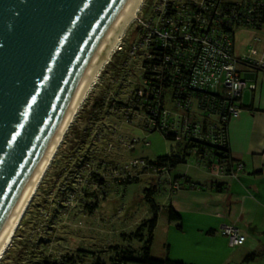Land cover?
Segmentation results:
<instances>
[{"label": "rangeland", "instance_id": "374dc122", "mask_svg": "<svg viewBox=\"0 0 264 264\" xmlns=\"http://www.w3.org/2000/svg\"><path fill=\"white\" fill-rule=\"evenodd\" d=\"M157 3L158 0H146L145 4L144 0L141 1L133 19L110 51L77 111L78 117H74L66 130L61 146L31 199L34 200L38 193L34 200L36 202L30 209L32 218L21 225L22 220L24 222L29 218L24 216L30 201L0 264H43L44 258L58 262L71 257L74 258V264H89L87 256L83 257L84 260H79L81 252L78 249L98 252L113 244L138 248L141 245L138 240H123L120 234L133 232L141 224V220L148 217L150 203L146 199L147 188L153 187V200L160 205L165 201L168 187L177 188L176 182L183 184L185 176L189 177L192 185L199 187L211 180L213 188L217 190L214 176L209 179L206 175H201L202 170L205 174L214 173L207 170V157L195 152H190L185 163L176 165L169 173L144 172L138 182L111 188L107 193H103L92 180V176L94 179L101 175L105 165L108 166L106 169L114 168L106 161L103 166L100 164L102 153H106L105 157L112 158L117 164L118 161L126 164L133 158L153 160L179 151L177 143L166 140L160 132L120 123L115 116L116 105L121 106L133 86L141 85L137 71L141 61V34L145 28L151 27V15L154 9H158V5L155 7ZM234 38L235 44H240L245 51L252 46L241 39L240 33ZM243 39L247 40L248 37L244 34ZM113 61L115 64L112 66ZM96 102V108L91 110ZM101 106L103 114L99 110ZM134 116L141 118L138 114ZM103 137L111 144L106 152L100 147L108 145L102 144ZM130 138L138 141L132 151H129L131 145L136 142L129 143ZM43 181V186L38 191ZM117 184L120 185L116 182ZM60 188L65 190L60 191ZM94 197L97 207L89 211L88 204ZM157 214H160L159 217L161 214L166 216L165 210L160 207ZM24 246L27 253L19 259Z\"/></svg>", "mask_w": 264, "mask_h": 264}, {"label": "built area", "instance_id": "2783aa9c", "mask_svg": "<svg viewBox=\"0 0 264 264\" xmlns=\"http://www.w3.org/2000/svg\"><path fill=\"white\" fill-rule=\"evenodd\" d=\"M259 3L261 0H158L151 27L141 34L137 69L141 85L133 86L121 106L116 105L117 120L169 135L180 144L194 140L222 146L226 131L221 124H228L239 113L234 99L245 87L242 70L264 69V53L256 59L237 54L234 47L238 31L244 27L253 29L257 24L255 12ZM220 24L223 29L218 31ZM228 30L233 35L226 33ZM222 94L226 96L224 100H214ZM99 110L103 114L102 106ZM137 114L141 118L134 116ZM136 140L130 138L128 142ZM204 146L200 154L212 158ZM143 168L146 164L142 159H132L118 169L104 167L100 177L109 176L120 183L123 179L140 178ZM241 168L238 164L236 170ZM219 232L227 237L231 248L245 242V236L234 226L223 224Z\"/></svg>", "mask_w": 264, "mask_h": 264}, {"label": "water", "instance_id": "95a60500", "mask_svg": "<svg viewBox=\"0 0 264 264\" xmlns=\"http://www.w3.org/2000/svg\"><path fill=\"white\" fill-rule=\"evenodd\" d=\"M125 0H0V227Z\"/></svg>", "mask_w": 264, "mask_h": 264}, {"label": "crops", "instance_id": "0c3cea01", "mask_svg": "<svg viewBox=\"0 0 264 264\" xmlns=\"http://www.w3.org/2000/svg\"><path fill=\"white\" fill-rule=\"evenodd\" d=\"M238 33L252 46L245 51L234 44L235 52L260 58L264 53V25ZM241 78L245 81L241 107L228 122L226 142L233 169L238 164L242 168L234 174H205L202 170L201 175L209 179L214 176L216 184L222 185L217 190L209 179L202 187L192 186L189 177L186 184L176 182L177 188L168 187L164 203L157 205H170L180 220L168 221L157 214L150 245L154 258L168 257L184 264H264V69H243ZM149 216L150 210L146 220ZM223 224L238 228L245 242L231 248L227 237L219 232ZM252 253L256 256L247 259Z\"/></svg>", "mask_w": 264, "mask_h": 264}, {"label": "trees", "instance_id": "16d2710c", "mask_svg": "<svg viewBox=\"0 0 264 264\" xmlns=\"http://www.w3.org/2000/svg\"><path fill=\"white\" fill-rule=\"evenodd\" d=\"M255 15H256V19H257V24L254 26L253 29H249V30H259V29H261V26L264 25V0H261V3H259L257 5ZM239 18L241 20H243L244 16L239 15ZM222 22H225V21L223 20ZM238 24L239 23H237V25ZM218 29H219L218 31L223 29L222 24L219 25ZM243 29H245V27ZM226 33H228L230 35L232 33V30H228V31H226ZM231 35H233V33ZM111 64L113 66L115 64V61H113ZM225 97L226 96L224 94L218 95L214 98V100H221V99L224 100ZM220 102H217V103L213 102V104H218ZM234 102L237 104V106L240 109V107H241L240 106L241 105L240 96L235 98ZM97 104H98V102L93 104L91 107V110H92V108H96L95 105H97ZM91 116L94 117L92 113H91ZM77 117H78V115L76 116V118ZM227 125L228 124H221V128H223L226 131ZM72 133H74V132H72ZM162 135L164 136V138L166 140L174 141L173 138H171L169 135H165V134H162ZM225 140H226V136H225ZM102 141H103L102 144H106L104 137H103ZM102 144H98V145L100 146ZM137 144H138V142L136 144H134V146H136ZM177 145L179 146V149H178L179 151L176 153H171L170 155H167V156L158 157V158L153 159V160H149V159H145V158H133V159H142L143 162L146 164V168H143L141 170V174L144 172H148V171H150L151 173L154 172L155 174H157V173L158 174L169 173L171 171V169L174 168L176 165L181 164V163H185L186 156L189 155L190 152H192L193 148H197L199 150L198 153L200 154L202 148L205 147L204 145H206V147L209 149V152H210L211 157H212V158H208L206 160L207 170L214 172V173L222 172L224 174H231V173H233V171L235 173L237 172L236 168L233 169V163H232V160H231V157L229 154V148H228V144L226 141L224 142V144H222V146H216V144H213L211 142H208L207 144L199 143V142L194 141V140H186L183 144L177 143ZM134 146L129 151H132L134 149ZM100 147L103 150H105V152L108 149L106 145H104V146L102 145ZM105 156H106V153H102V157L99 159L100 164L102 166L105 164L104 161H106L108 164L112 165L116 169H118V166L123 165V164H120L119 161L117 164V162L115 160H113L112 158L105 157ZM107 158H108V160H107ZM130 160H132V159H130ZM214 165H215V167H212ZM107 167L108 166L105 165V168H107ZM126 175L130 176L131 173L126 172ZM93 177L94 176H92V179H93ZM139 180H140V178H138V177L133 178V179H127V180L123 179V180H121L120 185H118V184L116 185V182L113 181L109 176H105V178H103V177L101 178L100 175H98L94 178V183L97 184V187L103 193H107L111 188H117V186H119V187L120 186H126L127 184L138 182ZM187 181H188V178L185 176L184 183L186 184ZM43 183H44V181L40 184L38 191L43 186L42 185ZM188 184H189V182H188ZM221 186H222L221 184H218V185H216V188L221 187ZM157 187H158V184H157ZM61 188H63V186H61ZM61 188L59 189L60 191L65 190V188L62 190H61ZM152 189H153V187L146 189L147 190L146 199L150 203V214H151L150 218H148L147 220H143L141 222V224H139L133 232H130L129 234L123 232L120 234V237L123 240H128V241H131L134 239L138 240L141 243L140 247L135 248L133 245H123L122 246V245H118V244H113L111 246L109 245L108 248H105L103 251L100 250L98 252L92 251V250H80V249H78V252H81L79 260H82V259L84 260L85 258H83V257L87 256V258L89 260V264H184V263L179 262V261L171 260L168 257L154 258L150 254V245L152 242L153 230H154V228L156 226V222H157V210L159 209L158 205L153 200ZM37 195H38V193L34 197L35 198L34 200H36ZM34 200L31 201V204L29 205L28 210L24 216V218H26L28 216H29V218L27 219V221H24V222L22 220V223H21L22 226H23V224L25 225L26 223H28L29 220L32 218L33 214L32 213L30 214V209H31V206L34 205V203L36 202ZM88 205H89V207L87 209H89V211L96 209V207H97L96 198L94 197L93 201L90 202V204H88ZM86 206H87V204L85 205V207ZM161 210H165L166 217H167L168 221L177 222L180 220L179 215L171 208L170 205H167V206L161 208ZM25 253H27V251H26V248L24 246L22 248L19 259H21V257L23 255H25ZM255 256H256V254H254V253L249 254L247 259H252ZM43 261H44L43 264H74V258L73 257H71L69 259H61L58 262L50 261L47 258H44ZM14 263H16V262H14Z\"/></svg>", "mask_w": 264, "mask_h": 264}, {"label": "bare ground", "instance_id": "6f19581e", "mask_svg": "<svg viewBox=\"0 0 264 264\" xmlns=\"http://www.w3.org/2000/svg\"><path fill=\"white\" fill-rule=\"evenodd\" d=\"M142 0H125L84 67L80 78L68 100L61 119L54 130L47 146L45 147L40 159L32 171L17 201L0 227V259L9 246L16 229L26 211L29 202L34 196L41 179L48 169L58 147L63 141L64 135L70 124L73 122L77 111L83 104L86 95L97 75L107 60L110 51L118 42L125 27L133 19L135 12Z\"/></svg>", "mask_w": 264, "mask_h": 264}]
</instances>
